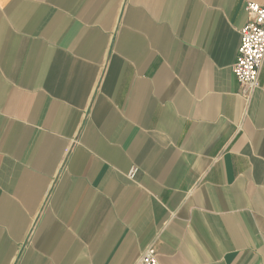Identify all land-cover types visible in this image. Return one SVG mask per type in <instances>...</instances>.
Returning <instances> with one entry per match:
<instances>
[{"label":"crops","instance_id":"obj_1","mask_svg":"<svg viewBox=\"0 0 264 264\" xmlns=\"http://www.w3.org/2000/svg\"><path fill=\"white\" fill-rule=\"evenodd\" d=\"M247 1L0 0V264H264Z\"/></svg>","mask_w":264,"mask_h":264},{"label":"built area","instance_id":"obj_2","mask_svg":"<svg viewBox=\"0 0 264 264\" xmlns=\"http://www.w3.org/2000/svg\"><path fill=\"white\" fill-rule=\"evenodd\" d=\"M244 9L248 13V19L240 29V43L231 71L248 99L259 87L260 69L264 60V0L259 4L247 1ZM137 172L138 167L131 166L126 173L127 179L134 180ZM137 264H159L155 240L140 253Z\"/></svg>","mask_w":264,"mask_h":264}]
</instances>
